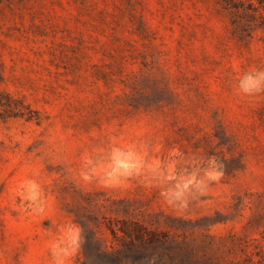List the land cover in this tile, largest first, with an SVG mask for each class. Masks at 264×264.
Returning <instances> with one entry per match:
<instances>
[{"label": "rangeland", "instance_id": "1", "mask_svg": "<svg viewBox=\"0 0 264 264\" xmlns=\"http://www.w3.org/2000/svg\"><path fill=\"white\" fill-rule=\"evenodd\" d=\"M253 68H264V0L0 5V264H47L51 222L21 215L14 195L32 175L48 216H73L91 239L77 264L153 253L161 264H264V93L234 87ZM109 136L218 155L225 174L184 212L134 181L82 186L81 151ZM138 225L155 240L146 249L122 232Z\"/></svg>", "mask_w": 264, "mask_h": 264}, {"label": "clouds", "instance_id": "2", "mask_svg": "<svg viewBox=\"0 0 264 264\" xmlns=\"http://www.w3.org/2000/svg\"><path fill=\"white\" fill-rule=\"evenodd\" d=\"M234 87L243 96L264 93V68L244 72ZM224 168L218 155L165 147L159 138L147 141L109 136L84 148L72 171L84 187L114 190L134 181L145 190L156 191L167 207L184 212L204 201L224 176ZM14 195L21 215L46 217L51 222L42 232L47 264H77L86 243L85 229L73 216H48L49 196L42 179L36 175L24 178ZM87 226L92 230L90 222ZM144 264H161V258L153 253L145 257Z\"/></svg>", "mask_w": 264, "mask_h": 264}, {"label": "trees", "instance_id": "3", "mask_svg": "<svg viewBox=\"0 0 264 264\" xmlns=\"http://www.w3.org/2000/svg\"><path fill=\"white\" fill-rule=\"evenodd\" d=\"M10 1L11 0H0V5L9 3ZM122 230H123L122 232L125 235V239H127L126 241H128L127 243H129L132 246L139 244L141 245V247L146 249L147 247H150L151 245L154 244L155 240L153 239L152 236H150L149 231H147L145 228H143L140 225H138L137 228L135 229V233H131L128 227H123ZM91 242H92L91 239L86 240V243L83 247L85 250V255H86V248ZM106 254L119 257L120 251L119 250L116 251L114 247H112V251L107 252ZM146 256L147 255H142V256L139 255L138 257L135 258L134 264H144V260ZM120 264H122V262H120Z\"/></svg>", "mask_w": 264, "mask_h": 264}]
</instances>
